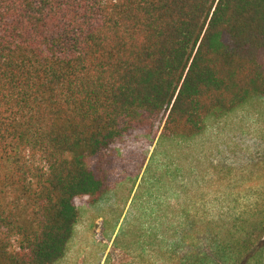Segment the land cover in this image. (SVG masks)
Returning a JSON list of instances; mask_svg holds the SVG:
<instances>
[{
  "label": "trees",
  "instance_id": "obj_1",
  "mask_svg": "<svg viewBox=\"0 0 264 264\" xmlns=\"http://www.w3.org/2000/svg\"><path fill=\"white\" fill-rule=\"evenodd\" d=\"M258 100L264 0H0V264L65 257L124 137L190 142ZM173 218L153 264L264 255V194Z\"/></svg>",
  "mask_w": 264,
  "mask_h": 264
},
{
  "label": "rangeland",
  "instance_id": "obj_2",
  "mask_svg": "<svg viewBox=\"0 0 264 264\" xmlns=\"http://www.w3.org/2000/svg\"><path fill=\"white\" fill-rule=\"evenodd\" d=\"M159 135L133 133L115 146L108 193L96 205L74 201L79 222L58 264H153L145 246L165 248L177 213L243 212L264 194V100L211 121L193 141ZM237 264H264V255Z\"/></svg>",
  "mask_w": 264,
  "mask_h": 264
}]
</instances>
